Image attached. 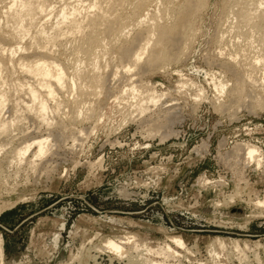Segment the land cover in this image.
Segmentation results:
<instances>
[{"label": "rangeland", "instance_id": "374dc122", "mask_svg": "<svg viewBox=\"0 0 264 264\" xmlns=\"http://www.w3.org/2000/svg\"><path fill=\"white\" fill-rule=\"evenodd\" d=\"M180 1L153 0L147 6L148 12L153 20L170 25L174 23ZM9 2H0V15ZM55 2L58 6L61 0ZM134 3L135 0H126L115 8L123 14H130ZM102 5L107 6L105 2ZM233 5L231 0H205V5L188 20L187 27L182 28L187 46L185 44L180 59L157 69L141 70L140 74L133 76L134 83L153 86L158 94L166 93L161 104L172 106L183 119L172 122L176 123L172 128L178 131V135L161 142L159 135L148 138L146 133L141 134L137 122L120 126L122 115L117 112L115 96L103 93L99 98L94 97L98 102L92 105L104 109L105 115L100 123L95 119L79 121L80 124H68L64 129L66 133L69 127L70 133L95 123L94 132L87 137L81 135L80 138L84 137L82 143L78 142L75 147L69 135H63L65 141L63 139L56 147L52 143L55 147L52 152L57 150L58 153L47 156L49 166L45 161L35 171L26 166L17 170L6 161L1 162L0 204L13 203L0 212L5 264H141V260L148 257L161 264H264V207L252 204L255 199L264 197V166L258 168L256 163L246 162L243 158L242 164L241 156L234 163L235 156L230 154L232 149L228 151L237 142H250L264 151V107L250 102L246 103L251 105L250 109L239 107L232 96L225 94L221 97L214 85L227 80L229 85L232 83L230 73L223 71L220 64L230 60L234 66L231 60L233 45L239 43V48H244L245 52L250 50L247 44L244 47L247 43L244 38L236 36L241 43L234 39L233 32L243 25L230 28L234 21L228 9ZM233 8L237 7L234 5ZM128 23L133 24L129 27H134L135 22ZM140 26L148 27V20ZM243 28L245 31L250 29ZM231 31L232 34H228ZM134 32L131 31V35ZM224 32L226 35L220 43L218 35ZM62 52L56 55L66 61L67 53L62 55ZM236 64L240 68L242 63ZM261 66L259 69H263ZM261 72L257 70L256 77ZM123 81H120L123 86L120 82L112 85L114 93L126 89L127 82ZM259 93L263 98V92ZM63 98L68 99L66 95ZM222 105L225 106L223 109L220 108ZM234 115L236 119H233ZM26 122L23 120L22 126L28 131L36 127L33 120ZM22 126L20 122V130L24 129ZM44 129L41 128L40 132L43 133ZM226 154H230L229 158ZM222 157L224 161L227 160L224 158L231 159L227 162L230 166L224 164ZM203 177L216 181L213 185L203 186L200 185ZM4 181L7 186L3 184V187ZM217 181L222 184L218 185ZM235 191L240 194L237 193L231 203L227 196ZM130 234L144 239L152 247L157 243H169L180 256L169 257L168 262L166 257L148 256L142 247L136 250L130 243L131 247L127 244L128 253L122 259L103 250L102 243L106 238H122V235ZM173 236H181L186 248L174 246L169 240ZM220 241L224 243L222 246ZM233 241L240 242L238 250L233 248ZM212 242L215 244L211 245ZM243 243L246 250H243ZM99 248L101 253L96 251Z\"/></svg>", "mask_w": 264, "mask_h": 264}, {"label": "bare ground", "instance_id": "6f19581e", "mask_svg": "<svg viewBox=\"0 0 264 264\" xmlns=\"http://www.w3.org/2000/svg\"><path fill=\"white\" fill-rule=\"evenodd\" d=\"M125 1L126 0H61L60 5L57 6L56 4H58V2H55V0H10V2L4 6V10L0 15V155H2L0 156V164L6 161V164L8 163L9 166L17 170H21L23 166H26L31 168L30 170L34 169L35 171L43 162H47V156L49 157L50 154L53 155L52 153L55 151L53 149L54 152H52V147L55 148L57 144L62 142L64 139L63 135L65 137L69 135V137H67L71 138L73 142L72 146L74 145L73 147H75L78 142L82 143L81 141L85 136L87 137L88 134L91 135V133L94 132L96 128V125H94L95 123L93 126L89 127L90 129L79 128L78 131H71L70 133L68 127L66 133L68 131L69 134H66L64 129H67L68 124L74 126L75 124L78 125L80 122L83 123L91 119H95V121L97 120L99 122L105 115L103 112L104 109L100 107L96 108L97 104L96 106L92 105L98 102L95 98H99L103 93L105 95L112 93L111 96H115L118 106L117 112L122 115L120 126L128 122H137L141 134L146 133L147 137L159 135L161 142L172 135H178V131L172 128L176 123L172 124V122L177 121L178 118L182 121L183 119L179 117V113L173 110L174 108H171L172 106L169 108L166 105L164 106L163 103L161 104V100H163L166 93L158 94V92L153 89V86L147 84V86L144 87L143 85L136 84L137 82L134 83L133 76L138 75L141 70L148 71L157 69L173 60L177 61V59H180V54H183V51L185 52L184 48H186V35L183 33L182 28L187 27L188 20L205 5V0H181L178 4L179 6L176 7L177 12L174 23L170 25H162L153 20L147 8L153 0H135L133 10L130 14H123L115 8V6H122ZM231 1L234 2L237 8L234 9L233 5L228 9L234 21L232 23L233 26L230 28L235 29V27L238 28L237 26L240 25H243L246 29L250 27L248 31H245L243 26H241L245 32L239 31L241 27L238 30L236 29V31L233 32L235 36L234 39L240 41L239 38H244L243 41L247 42L244 43V47L245 44H247L248 50H250L245 52L244 48H239V43L233 45L232 48L234 52L232 53V57L230 56L232 58L231 60H233L235 64L239 62L243 65L241 64L240 68H237L238 64H236L237 67L235 64L231 66L230 62L232 61L230 60L221 62L220 65L222 70L226 73H230L231 78H229L232 83L229 85V80H227L225 82H219L218 86L216 83L214 85L218 88L221 97L225 94L232 96L239 107L245 106L249 108L251 105H246L248 102H250L249 104L256 103L258 106L264 107V97L262 98V95L259 93L263 92L264 94V67L263 69H259V66H264V0ZM0 2H2V0H0ZM103 2L106 3L108 8L107 6L104 8L105 6L102 5ZM229 12L227 13L228 15ZM145 20H148V27L141 28L140 24ZM128 22H135L134 27H136V29L134 27H129L133 26V24L129 25ZM254 30L257 32H254ZM131 31L135 32L131 35ZM232 31L228 34H232ZM224 34L226 35L225 32L218 35L220 36V43L224 40ZM26 39L28 40L25 41ZM62 40H64L65 43H62ZM119 42L120 45H118ZM241 42L242 41H240V43ZM232 44L233 42L231 45ZM61 50H63V52ZM58 52H62V55L67 53V60L65 61L61 59L59 55H56ZM220 53H222V51ZM257 70H262L263 72H261L262 74L258 77H256L255 73ZM123 80L127 82V87L124 90L121 88L123 84L120 82ZM117 82H120L122 86L119 87L121 90L116 94L114 93L115 91L113 92L114 89H112V85L117 84ZM65 95L68 97L66 101L63 98ZM159 103L161 106H158ZM223 106L224 105L220 106V108L223 109L225 107ZM95 108L98 109V111ZM233 119H236L235 115ZM23 120H26L27 124L28 120H33L32 124L35 122L36 127L33 128L31 126L33 129L28 131L27 128L25 129L26 126H22L24 125L22 124ZM20 122L25 130L19 129ZM43 127H45V131L42 133L40 129ZM81 135L84 137L80 138ZM4 136H6V139L1 140ZM224 142L223 140V143ZM52 143H55V147ZM223 143L221 141L218 147L222 146ZM63 144L61 143L60 145ZM205 148H207V146ZM203 150L207 151L204 148ZM228 151H231L230 154L233 157L235 156L234 163L236 162L235 160L241 156L242 164L244 163V159L246 162L256 163L258 168L264 166V151L255 144L250 142H237ZM56 152L58 153L57 150ZM230 154H226L227 157L230 156ZM226 155L222 156L226 157ZM218 156L220 155L218 154ZM228 158L224 159L228 160ZM49 160L51 161V159ZM227 160H223L224 164L231 159ZM246 162L245 164H247ZM47 163L46 165L49 166V163ZM92 165L93 164L90 166ZM228 165L227 163V166ZM9 166H7V168ZM242 169L241 171H245ZM240 174H242V172ZM242 177L241 179H243ZM6 179L7 178H5V180ZM200 181V185L206 186L208 184L213 185L216 180L211 181L203 177ZM219 183L220 181L218 185ZM240 183L241 182H239V184ZM3 184L5 185V181L2 183V186ZM220 184H222V182ZM10 187L12 186L10 185ZM251 192L252 191H250V193ZM237 193L240 194L238 191ZM237 193L235 191V194L233 192L232 194L229 193L230 195L227 196L231 203L235 200ZM248 198L250 200V197ZM223 201L225 200H222V202ZM248 201L246 202L248 203ZM251 201L253 200H250V202ZM12 204L13 203H1L0 212L5 209L6 206H12ZM252 204L258 207H264V197L262 199H255V204ZM217 205L218 204H216V206ZM262 212L264 213V210ZM138 238L132 234L125 237L122 235V238L121 236L120 238L108 237L105 239L104 243H102L103 250H109L122 259L123 256L125 258L128 253L127 244L129 247H131V244L136 250L142 247L143 249L141 250L147 251L148 256L149 254H152L151 256L156 254L158 257H166V261L171 257L175 258L176 256L177 258V256H180L169 243L164 242L163 245H158L157 243V246L152 247L148 245L149 243L147 244L144 239L140 240ZM169 240L176 247L186 248L185 241L181 236H173ZM90 241L92 242V239ZM90 241L88 242L91 243ZM233 242L234 244L232 243V245L235 246H233V248L238 250L240 242ZM213 243L215 244V242H212L211 245H213ZM222 243L220 241V244H218L222 246ZM243 245L245 244L243 243ZM249 248L247 247V249ZM98 250L100 251V248L96 251ZM243 250H246V245ZM3 253V240L0 235V264H5ZM148 258H144L140 263H160V261L158 263ZM75 261L80 262L79 260ZM162 264L168 263L162 262Z\"/></svg>", "mask_w": 264, "mask_h": 264}]
</instances>
